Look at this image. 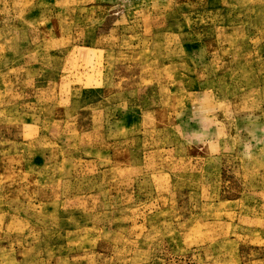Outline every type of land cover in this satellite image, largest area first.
<instances>
[{"label": "rangeland", "instance_id": "rangeland-1", "mask_svg": "<svg viewBox=\"0 0 264 264\" xmlns=\"http://www.w3.org/2000/svg\"><path fill=\"white\" fill-rule=\"evenodd\" d=\"M0 264H264V0H0Z\"/></svg>", "mask_w": 264, "mask_h": 264}]
</instances>
